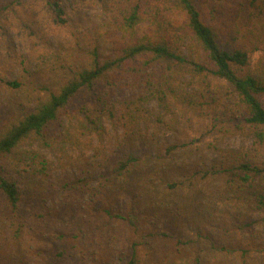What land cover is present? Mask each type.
Wrapping results in <instances>:
<instances>
[{
  "label": "trees",
  "instance_id": "1",
  "mask_svg": "<svg viewBox=\"0 0 264 264\" xmlns=\"http://www.w3.org/2000/svg\"><path fill=\"white\" fill-rule=\"evenodd\" d=\"M121 5L65 55L2 79L15 94L0 111V264H253L238 231L264 212V0ZM191 122L252 147L202 169L193 143L158 145L153 126Z\"/></svg>",
  "mask_w": 264,
  "mask_h": 264
},
{
  "label": "rangeland",
  "instance_id": "2",
  "mask_svg": "<svg viewBox=\"0 0 264 264\" xmlns=\"http://www.w3.org/2000/svg\"><path fill=\"white\" fill-rule=\"evenodd\" d=\"M55 2L64 11L60 17L56 13ZM121 2L122 0H0V111L7 107L4 103L7 97L15 94L14 90L5 86L2 79L26 75L27 70H34L38 65L50 62L55 53L65 55L77 37L85 42L84 38L92 37L115 15L119 16ZM134 93L133 90H121L116 97L120 99ZM220 93L224 106H233L230 89L222 86ZM149 107L155 113H162L155 102ZM165 117L172 116L165 114ZM109 126L107 125L108 136H113L114 129ZM207 129L205 123L192 122L176 129L169 124L152 127L153 135L162 147L174 143L181 146L193 143V147H198L189 161L202 169L218 165L224 149L247 150L252 147V138L241 134L223 138L221 135V141L216 143L212 138L214 133ZM28 147L44 154L55 166L64 157V152L57 144L45 147L39 143H30ZM221 182L222 179L215 177L210 188ZM251 220L255 221L252 226L239 229V240L242 245L252 248L251 254L257 257L252 259L253 264H264V212H254Z\"/></svg>",
  "mask_w": 264,
  "mask_h": 264
}]
</instances>
